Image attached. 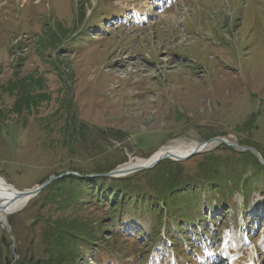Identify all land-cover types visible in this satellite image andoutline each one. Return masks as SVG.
<instances>
[{"label":"rangeland","instance_id":"1","mask_svg":"<svg viewBox=\"0 0 264 264\" xmlns=\"http://www.w3.org/2000/svg\"><path fill=\"white\" fill-rule=\"evenodd\" d=\"M31 73L45 86L36 78L26 92L7 85ZM24 97L35 101L23 108ZM213 138L264 152V0H0V177L16 189L66 173L101 176L96 170L151 158L176 141ZM210 152L188 160L185 176L194 178ZM227 157L221 161L247 167V176L257 170ZM234 192L231 201L242 205ZM201 195L204 204L211 197ZM213 195L211 207L222 198ZM263 198L248 199L258 211L245 221L249 229L235 230L231 212L230 229L214 228L224 231L222 244L195 249L188 264H264ZM31 201L7 218L10 235L0 224V264L45 250L46 223L34 225L44 212ZM65 215L55 206L47 217ZM122 232L112 250L128 264H147L138 257L142 238ZM112 235L108 226L105 238ZM95 250L79 264H95ZM162 260L154 255L149 264Z\"/></svg>","mask_w":264,"mask_h":264},{"label":"trees","instance_id":"2","mask_svg":"<svg viewBox=\"0 0 264 264\" xmlns=\"http://www.w3.org/2000/svg\"><path fill=\"white\" fill-rule=\"evenodd\" d=\"M17 75L18 73L15 76ZM37 75L31 73L24 78L8 81L7 85L11 89L23 87L26 92L27 87L36 78L33 84H40L41 79L42 88L46 80L42 75L41 78ZM45 98L50 100V96L42 93L38 97L39 100ZM34 101L26 97L21 100L24 102L23 108ZM57 116L56 113L52 117L56 119ZM64 125L66 126L67 122ZM257 150L264 158V152ZM218 151L224 154H219ZM227 156L243 158L246 162L254 164L257 170L253 171L252 176H247V167L233 161H221V157ZM203 157L201 164L193 170L194 178L185 176L190 172L188 161L165 160L152 170L142 171L128 178L87 177L79 172L80 177L65 175L53 181L31 201L32 203L39 200V210L44 212L43 216L40 214V217L35 219L34 225H38L37 221L46 223L43 235L45 250L41 256H21L17 264H79L86 253L94 254L97 246V264H100L101 257L108 260L114 258V262L118 264H128L125 257L112 250L110 243L112 240H118V237L123 239V228L132 233L131 237L135 240L142 238L143 246L139 248L138 255L141 262L147 263L152 253L167 257L174 254L179 264L189 262L191 253L195 249L198 250L199 243L211 239L213 247L220 239V234L213 231L215 220L220 224H227L231 212L235 220L240 212L251 214L253 211L249 197L255 192L264 194V181L261 178L264 175V167L251 152H239L234 148L219 145L215 151ZM224 166H227L226 171ZM114 169V166L100 168L96 170V174L102 175ZM205 189L211 197L204 204L201 192ZM234 191L244 196V200L246 198L244 205L238 207L231 201L235 195ZM214 192H220L222 198L211 207V202L215 200ZM57 197L62 199L59 203L56 201ZM208 205L210 218L202 212ZM55 206L67 215L48 218L47 215ZM245 209L247 210L244 212ZM85 211L93 212L94 220L83 215ZM107 218L110 219L109 225L105 224ZM168 218L173 226L167 225L166 236L163 238L159 229ZM240 225L241 221H238L235 227ZM108 226L114 228L115 235L106 239ZM31 232L34 235L33 230ZM145 246H149L146 251Z\"/></svg>","mask_w":264,"mask_h":264},{"label":"water","instance_id":"3","mask_svg":"<svg viewBox=\"0 0 264 264\" xmlns=\"http://www.w3.org/2000/svg\"><path fill=\"white\" fill-rule=\"evenodd\" d=\"M220 144H224L228 147H232V148H235V149L241 150V151H249V152L253 153L258 158L259 162L262 165H264V159L256 149L241 147L235 143L230 142L226 138H213V139H209L203 143H197V147L190 154H188L186 156L181 157V156H175V155H160L154 161H152L148 164L134 165L133 167H130V168H122L120 166L117 169H115V170H113L107 174H103L101 176L111 177V178L126 177V176L132 175V174L140 172V171L151 170L165 160H172L175 162H186L196 155H199V154H202L204 152H208V151L214 149L215 147H217ZM70 174L78 175L76 173H66V174H62V175L57 176V177L56 176L50 177L44 184L37 186L35 188H32L30 190L20 192V195L28 197V199L30 201L33 198H35L36 196H38L53 181L63 177L64 175H70ZM78 176H80V175H78ZM0 224H2L7 229L8 233L10 235L11 229L7 225H5L4 223H1V221H0Z\"/></svg>","mask_w":264,"mask_h":264},{"label":"bare ground","instance_id":"4","mask_svg":"<svg viewBox=\"0 0 264 264\" xmlns=\"http://www.w3.org/2000/svg\"><path fill=\"white\" fill-rule=\"evenodd\" d=\"M196 147H197V142L186 143V142L176 141L170 144L169 146H166L162 148L161 150H159L151 158H148V159H138L137 158L134 160L131 159L127 164H123V166L121 167L130 168V167H133L134 165L148 164L154 161L160 155H175V156H181V157L186 156L190 154ZM20 192H23V191L16 189L14 186L9 184L4 178L0 177V221L1 223H4L5 225H7L8 224L7 218L9 216L20 212L27 206L29 199L26 196H21Z\"/></svg>","mask_w":264,"mask_h":264}]
</instances>
